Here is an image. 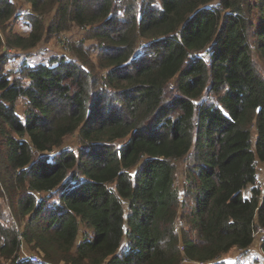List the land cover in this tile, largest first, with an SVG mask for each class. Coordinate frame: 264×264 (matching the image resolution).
<instances>
[{
	"label": "trees",
	"instance_id": "trees-1",
	"mask_svg": "<svg viewBox=\"0 0 264 264\" xmlns=\"http://www.w3.org/2000/svg\"><path fill=\"white\" fill-rule=\"evenodd\" d=\"M24 1L0 0L1 31L31 29L0 32V264L249 254L264 228V0ZM73 26L99 41L97 64L78 49L6 72Z\"/></svg>",
	"mask_w": 264,
	"mask_h": 264
},
{
	"label": "rangeland",
	"instance_id": "rangeland-1",
	"mask_svg": "<svg viewBox=\"0 0 264 264\" xmlns=\"http://www.w3.org/2000/svg\"><path fill=\"white\" fill-rule=\"evenodd\" d=\"M18 7L23 6V14L29 13L31 11V5L26 3L24 0H16ZM141 2L143 0H140ZM52 16V15H51ZM50 22V18L47 20V26H46V33L48 24ZM14 31L15 33H19L22 35H28L31 31L29 23L26 19L23 20H16L10 23L9 28L6 29V32H1V34H4L2 36H5L6 33L9 31ZM3 32V33H2ZM88 35L86 33L85 29H82L77 26L71 27L69 30L60 32V34H46V36L43 39V42L39 44L37 47L30 49V50H22L17 51V55H14L9 62L7 63L5 70L6 72L11 76H15L17 73V70L20 67V64L24 60V57L28 56V60L26 61H48L52 56H66L69 59L76 60L77 57V51L78 49H82L84 52H86L91 59L96 61L97 64V55L99 53L100 43L97 39H88ZM7 48H3L1 52L6 51ZM20 55V56H19ZM17 110L20 115H24L25 109H26V103L23 98H19L17 101ZM64 146L73 148L75 150L78 149V138L77 135L70 136L67 140ZM258 169V185H260L262 191L264 192V164L258 163L257 166ZM182 171V172H181ZM180 177L178 178L177 185L182 188L183 185V177L181 176L183 173V169L179 171ZM249 191L246 192L248 194ZM258 242V243H257ZM256 243V244H255ZM261 250L259 248V241L255 238L254 246L250 249V253H260ZM33 252L27 247H24L22 250V255L24 257H28ZM248 255V254H247ZM246 255V256H247ZM224 259H227V261L230 264L233 263H240V264H250L254 260L251 258V256L245 257L242 262V254L238 250L232 251L229 255L225 256ZM185 264H193V263H186ZM258 264H264L261 262H257ZM6 264H12L10 261L6 262Z\"/></svg>",
	"mask_w": 264,
	"mask_h": 264
},
{
	"label": "bare ground",
	"instance_id": "bare-ground-1",
	"mask_svg": "<svg viewBox=\"0 0 264 264\" xmlns=\"http://www.w3.org/2000/svg\"><path fill=\"white\" fill-rule=\"evenodd\" d=\"M263 227H256V229H254V233H253V237L254 239L256 238L257 241H259V248L261 250L260 253H250L245 257L251 256V258H253L254 260L252 261V263L250 264H258L257 262H261L264 263V251H263V244H264V233H263ZM258 243V242H257ZM256 244V243H255ZM244 257V258H245ZM241 259L242 260L244 259ZM187 263V261H185ZM191 263V262H190ZM194 264V263H193ZM197 264V263H196Z\"/></svg>",
	"mask_w": 264,
	"mask_h": 264
},
{
	"label": "built area",
	"instance_id": "built-area-1",
	"mask_svg": "<svg viewBox=\"0 0 264 264\" xmlns=\"http://www.w3.org/2000/svg\"><path fill=\"white\" fill-rule=\"evenodd\" d=\"M263 231V233H264V229L262 230ZM20 239H22V236L20 237ZM21 258H23V259H28L30 262H32V263H37L39 260H40V257H39V255L37 254V253H32L30 256H28V257H24L23 255L21 256ZM20 258V259H21ZM20 259H18V260H20Z\"/></svg>",
	"mask_w": 264,
	"mask_h": 264
}]
</instances>
